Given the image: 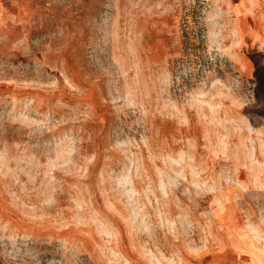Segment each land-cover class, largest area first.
<instances>
[{
  "label": "rangeland",
  "instance_id": "374dc122",
  "mask_svg": "<svg viewBox=\"0 0 264 264\" xmlns=\"http://www.w3.org/2000/svg\"><path fill=\"white\" fill-rule=\"evenodd\" d=\"M0 264H264V0H0Z\"/></svg>",
  "mask_w": 264,
  "mask_h": 264
}]
</instances>
